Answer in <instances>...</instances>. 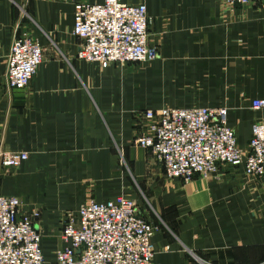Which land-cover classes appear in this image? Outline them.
<instances>
[{
	"label": "crops",
	"instance_id": "1",
	"mask_svg": "<svg viewBox=\"0 0 264 264\" xmlns=\"http://www.w3.org/2000/svg\"><path fill=\"white\" fill-rule=\"evenodd\" d=\"M121 1L145 3L153 60L78 59L75 0H0V154L28 153L16 167L0 165V193L40 210L44 264H59L66 211L118 194L158 225L153 264L264 262V175L222 164L208 177H166L134 142L146 109L225 106L245 150L251 122L264 120V107H250L264 97V0ZM21 35L38 39L42 61L26 87H10L6 55Z\"/></svg>",
	"mask_w": 264,
	"mask_h": 264
},
{
	"label": "built area",
	"instance_id": "2",
	"mask_svg": "<svg viewBox=\"0 0 264 264\" xmlns=\"http://www.w3.org/2000/svg\"><path fill=\"white\" fill-rule=\"evenodd\" d=\"M249 1L221 0L227 6ZM73 6L72 31L80 40L75 53L78 59L107 67L157 56L145 3L75 0ZM42 56L38 39L15 37L6 55L7 85L26 87ZM250 107L263 108L264 97L252 98ZM142 116L143 129L134 142L150 150L166 177L183 181L194 175L208 177L222 164L239 167L248 179L264 175V120L251 122L242 150L226 121L225 106L163 105L144 110ZM27 157L23 150L4 151L0 165L16 167ZM39 216L38 208L21 209L18 195L0 193V264H44ZM157 228L125 194L104 201L88 198L64 213V245L56 249L55 258L59 264H153L156 249L152 236Z\"/></svg>",
	"mask_w": 264,
	"mask_h": 264
},
{
	"label": "rangeland",
	"instance_id": "3",
	"mask_svg": "<svg viewBox=\"0 0 264 264\" xmlns=\"http://www.w3.org/2000/svg\"><path fill=\"white\" fill-rule=\"evenodd\" d=\"M139 212V211H138Z\"/></svg>",
	"mask_w": 264,
	"mask_h": 264
}]
</instances>
